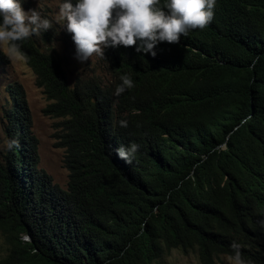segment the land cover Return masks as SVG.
I'll return each instance as SVG.
<instances>
[{
  "label": "trees",
  "instance_id": "16d2710c",
  "mask_svg": "<svg viewBox=\"0 0 264 264\" xmlns=\"http://www.w3.org/2000/svg\"><path fill=\"white\" fill-rule=\"evenodd\" d=\"M213 12L155 57L105 48L108 76L72 85L41 38L17 42L45 111L63 118L69 174L63 189L38 166L24 91L9 84L0 264H154L172 249L212 264L233 243L264 264V0ZM125 74L133 86L116 95ZM132 143L126 163L116 150Z\"/></svg>",
  "mask_w": 264,
  "mask_h": 264
},
{
  "label": "clouds",
  "instance_id": "9594fccd",
  "mask_svg": "<svg viewBox=\"0 0 264 264\" xmlns=\"http://www.w3.org/2000/svg\"><path fill=\"white\" fill-rule=\"evenodd\" d=\"M62 2L59 15L65 21L67 31L73 34L76 59L81 63L88 61L94 53L104 57L105 48H116L121 45L136 46V52L155 57L158 43L165 41L169 44L179 43L181 36H187L191 30L206 27L213 19L216 4V0ZM50 28L51 21L42 17L37 9L25 11L22 0H0V45L6 46V54L10 59L25 58L26 54L22 53L17 42L39 35ZM120 80L122 83L116 87V95L133 86V81L127 74L121 75ZM121 126L127 127V123L122 121ZM138 147L132 143L127 148L121 146L116 151L126 163H131V157ZM239 247L236 243L232 244L235 259L227 256L235 260L236 264H244ZM215 259L212 264H215Z\"/></svg>",
  "mask_w": 264,
  "mask_h": 264
},
{
  "label": "rangeland",
  "instance_id": "374dc122",
  "mask_svg": "<svg viewBox=\"0 0 264 264\" xmlns=\"http://www.w3.org/2000/svg\"><path fill=\"white\" fill-rule=\"evenodd\" d=\"M61 0H22L25 11L37 9L42 17L52 23V28L39 35V45L54 52L60 60L70 85L77 78L98 79L106 78V68L101 56L93 54L83 63L76 59V45L64 25L65 21L59 15ZM0 153L8 147L7 119L5 111L11 104L9 84L18 83L23 91L30 117V131L37 139L38 166L43 168L61 188L65 189L68 182L69 170L65 166V147L60 143L64 134L62 117L54 116L45 111L51 102L43 89L36 84V77L31 67L24 59H10L6 54V46L0 45ZM5 252V244L0 234V258ZM154 264H202L196 250L184 252L172 249L165 253ZM215 264H236L227 255H220Z\"/></svg>",
  "mask_w": 264,
  "mask_h": 264
},
{
  "label": "bare ground",
  "instance_id": "6f19581e",
  "mask_svg": "<svg viewBox=\"0 0 264 264\" xmlns=\"http://www.w3.org/2000/svg\"><path fill=\"white\" fill-rule=\"evenodd\" d=\"M108 146V145H107ZM111 153V152H110ZM116 157V156H115ZM114 159V158H113Z\"/></svg>",
  "mask_w": 264,
  "mask_h": 264
}]
</instances>
